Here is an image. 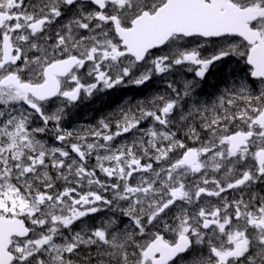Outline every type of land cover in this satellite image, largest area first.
I'll list each match as a JSON object with an SVG mask.
<instances>
[{
	"label": "snow or ice",
	"instance_id": "6c2138e0",
	"mask_svg": "<svg viewBox=\"0 0 264 264\" xmlns=\"http://www.w3.org/2000/svg\"><path fill=\"white\" fill-rule=\"evenodd\" d=\"M0 264H264V0H0Z\"/></svg>",
	"mask_w": 264,
	"mask_h": 264
},
{
	"label": "flooded vegetation",
	"instance_id": "af4514ba",
	"mask_svg": "<svg viewBox=\"0 0 264 264\" xmlns=\"http://www.w3.org/2000/svg\"><path fill=\"white\" fill-rule=\"evenodd\" d=\"M232 66L236 67L235 64H233ZM238 67L244 68L245 72L247 71L246 66L242 62ZM155 87L162 88V85H156ZM134 94L135 90H131L124 94L123 99H130ZM117 102L118 101H116L115 98L109 96H105L103 97V99L94 98L92 100H87L78 109L73 110L71 119H74L77 122H97L102 116H105L108 111L114 110ZM67 119L68 118H66V120ZM125 139L126 137L118 138L117 142L119 143Z\"/></svg>",
	"mask_w": 264,
	"mask_h": 264
},
{
	"label": "rangeland",
	"instance_id": "374dc122",
	"mask_svg": "<svg viewBox=\"0 0 264 264\" xmlns=\"http://www.w3.org/2000/svg\"><path fill=\"white\" fill-rule=\"evenodd\" d=\"M210 83H212V82H210ZM220 87L222 88L223 85H221ZM206 91H210L211 93H209V92L202 93V98H203V99H208V100H209V103H211V99H209V96H210V94L213 93V90H212L209 86H207ZM136 98H137V99H142L143 96L136 97ZM214 98H215V97L213 96L212 99H214ZM110 111H111V110H110ZM110 111H108L107 113H109ZM77 120H78V119H77ZM69 121H71V119L68 120V122H69ZM96 123H97V122H94V123L86 122V124H81V125H79V126H76V124H69V125H66V124H65V127L69 128V129H72V128H78V127H80V126L95 125Z\"/></svg>",
	"mask_w": 264,
	"mask_h": 264
}]
</instances>
